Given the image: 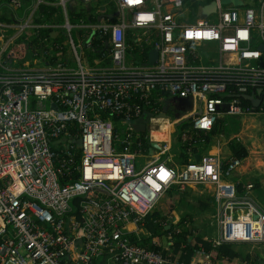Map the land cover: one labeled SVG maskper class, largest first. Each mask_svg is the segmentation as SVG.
I'll list each match as a JSON object with an SVG mask.
<instances>
[{"label":"built area","instance_id":"built-area-1","mask_svg":"<svg viewBox=\"0 0 264 264\" xmlns=\"http://www.w3.org/2000/svg\"><path fill=\"white\" fill-rule=\"evenodd\" d=\"M200 1L110 0L108 11L74 19L68 13L75 12L74 0H32L24 18L0 22V264H93L98 257L111 264H220L198 250L203 262L173 261L129 238L128 224L135 231L167 190L191 185L210 186L213 245L264 247V206L250 197L253 184L238 190L229 181L241 158L211 154L180 168L157 157L136 164L149 145L128 122L155 114L154 99L188 98L191 108L182 118L200 132L222 115L264 118V0H256V9L212 0L214 9L205 13L211 2L199 7ZM7 2L21 7V0ZM39 6L58 8V21L53 13L42 20ZM188 7L193 21L186 20ZM41 28L56 31L57 44L40 36ZM15 41L26 56L6 60L2 53ZM209 42L225 57L199 64L196 50ZM34 43L43 44L41 52ZM110 116L125 128L114 132ZM261 160L264 175V143Z\"/></svg>","mask_w":264,"mask_h":264},{"label":"crops","instance_id":"crops-1","mask_svg":"<svg viewBox=\"0 0 264 264\" xmlns=\"http://www.w3.org/2000/svg\"><path fill=\"white\" fill-rule=\"evenodd\" d=\"M212 0H201L198 2V6L200 7L201 5H204L206 3H210ZM3 2V1H1ZM0 2V3H1ZM241 5H238L237 7H243L247 6V4L252 3L256 9L258 7V4L256 3V0H241ZM246 2V4H244ZM110 3V0L108 1ZM106 5H103L102 9L108 11V7H105ZM232 6V5H230ZM195 8V11H198V8ZM204 8V7H203ZM202 8V9H203ZM252 8V7H251ZM207 12V11H206ZM187 14L188 19L194 20V16L192 14H195V12L192 10V12L188 13L187 8L186 11L184 12ZM210 14V13H209ZM182 17V16H181ZM183 18V17H182ZM184 19V18H183ZM48 36L51 35V32L47 31ZM209 43H214V42H209ZM207 43L201 44L198 49L196 50V56L197 58H200L199 64L203 65H213L215 64L216 60L218 59H223L225 57V54H219L216 48V43L214 46V55H211L210 50L213 49V46H208L206 45ZM179 102L178 99L174 98H168L164 99L163 101L158 102L157 100L154 99V104L153 106L157 109L155 114H150L148 117L147 122L144 123V130L143 131H137L138 133H141L146 136V142L149 145V147H146L144 149L142 156L138 157L141 158L140 164L136 163L138 166H140L143 163L150 162L154 160L156 157L158 158L159 161L165 162L167 165L175 167V168H180L182 165L179 163L177 157H178V147H174L171 144V139L170 135L173 134V140L175 136V125L181 122V119L183 120L182 116L187 114L191 108V102H190V107L188 109V106L185 102H182L179 104V106H182L183 112L176 117L169 118L167 116V111L169 110L171 112V109L174 105L178 106ZM176 107V106H175ZM148 113V112H147ZM252 114L246 115L242 114V116H250ZM157 119V120H155ZM162 119V120H161ZM155 120V121H154ZM164 121V122H163ZM160 124V125H159ZM163 124H168L167 127L169 128V131L165 130V135L166 138H161V137H153L151 132L155 131H160V127ZM124 125H121L119 127V130H122ZM244 130H248L250 127H252V124H244L243 125ZM231 128V127H230ZM158 129V130H157ZM220 131L218 134H215L211 136L208 146L204 149H202V145H196L195 150L196 154H193L191 150L187 149L186 150V161H191L195 159V161L199 160L201 157L206 156V155H211V154H217L220 157H228L231 156V153L229 152L228 148V143L232 140L230 139H235L234 143H238L241 145L246 153L245 156L241 158V164L240 166L231 174L229 177V181L234 182L237 184L239 187H241L243 184L247 182H251L253 184L252 189L250 190V197L253 199L255 203H257L260 206H264V175L262 172V160H261V153H262V147L264 143V136H263V141L261 143H255L254 140L249 141V145H246L245 141L242 140V138L235 134H232L228 139H226V153L221 155V150L219 146V140L216 138L215 142L214 137L219 135ZM264 134V133H263ZM249 138V135L246 136ZM157 140V141H156ZM233 143V142H232ZM151 144L154 145L151 146ZM170 149H172V152L167 153ZM148 154L149 158L145 159L146 155ZM136 159V162L138 160ZM167 192L170 195V197H167ZM166 193L162 195V197L157 201V203L161 199H165L167 197L168 201L170 202L171 205V210L169 211V223H172L173 225L176 224H191V220L194 216L198 221L201 219L200 215L204 214L206 207L208 206H213V214L212 216L214 217L215 215V202L213 200L212 194H211V189L210 186L206 185H191L186 187L184 190H177L176 188L172 187L169 190H167ZM178 194V196H177ZM172 197V198H171ZM177 197V198H176ZM263 198L262 202L258 201V198ZM166 199V200H167ZM184 199V200H183ZM191 201H197V202H191ZM156 203V204H157ZM160 206H162V210L167 209V205L165 203H159ZM193 210H196L194 213ZM199 210V212L197 211ZM161 212V211H159ZM128 228L131 229V233H134L135 236H141L144 234V232L140 229L137 228L135 231L134 230V225L128 224ZM217 230V228H216ZM193 232L201 237L196 230L194 229ZM202 239H205L201 237ZM214 238H211L209 240H213ZM170 242H166L165 246H167ZM237 243H244V242H237ZM163 248V247H162ZM255 251H243V250H237L233 248L237 253L238 256L234 257L231 259L232 261H251L253 258L257 259V261H263L264 262V247L261 245H256ZM164 249V248H163ZM165 250H168L165 249ZM103 260L106 262V264H111L109 263L105 258Z\"/></svg>","mask_w":264,"mask_h":264},{"label":"trees","instance_id":"trees-1","mask_svg":"<svg viewBox=\"0 0 264 264\" xmlns=\"http://www.w3.org/2000/svg\"><path fill=\"white\" fill-rule=\"evenodd\" d=\"M5 1V0H0ZM83 11L80 13L76 12H69V15L73 16L72 18H78L83 17L87 13ZM40 13H43L44 21L46 22L48 20V16L50 13L54 12L55 10L48 6H39ZM86 13V14H85ZM85 14V15H84ZM58 19V17H57ZM88 19V18H86ZM8 20V19H5ZM90 20V19H88ZM94 20V18H93ZM47 31H50L48 29H38L40 36H46ZM57 38L54 39V43L57 44ZM127 40L130 43V40L127 38ZM40 49H43V44L40 43ZM146 50L147 47H144ZM135 49H133V53H135ZM26 50L24 49L22 42L15 41L14 45L10 46L8 49L4 52V58L8 60V58H14V59H22L26 56ZM18 65L21 64V62H17ZM243 101V100H242ZM112 120L115 121V124H113V131L119 130V127L121 124H116L118 121V118L114 116H110ZM183 122V121H182ZM181 123V122H180ZM176 124L175 125V136H174V147H178V161L183 165L195 161V159L191 161H186V150L189 149L193 154H196L195 146L196 145H202V149L206 148L208 146L209 140L211 136L218 134L220 131L219 121L217 120L213 125L210 131L208 132H200L197 130H193L191 128V124H187L186 122L182 124ZM68 127V126H67ZM66 127V128H67ZM68 130L73 133L75 128L74 124L68 127ZM140 134L141 140L144 142L145 139H143V134ZM74 138V136H73ZM233 141H230L228 143L229 152L231 153V156H235L238 158H242L245 156V149L239 145L238 143H232ZM60 155L63 153L58 148L56 150ZM77 153H74L75 157V163L77 162ZM74 178V176H72ZM239 186L237 185V189L239 190ZM167 192V191H166ZM167 197L170 195L167 192ZM167 197L164 199V203L167 205V209L163 212H158L156 210H151L148 214H146L142 220L141 224H138L137 227L140 228L144 234L141 236H135L134 233L129 234V238L131 241L142 245L146 248L153 249L155 251L162 250L164 254L168 253L169 258L173 261H185L188 262L190 260L194 262H203L204 258L203 256L196 253V251H202L209 253V259L212 262L215 263H229L231 262V259L238 256V253L233 249L234 244L230 242H222L218 245H213L212 240L209 239H202L201 237L197 236L193 231L191 230H181V231H170L172 225L169 224V226L166 228L165 226L169 223V220H166V217L168 216L169 211L171 210L170 202L168 201ZM167 199V200H166ZM165 216V218H164ZM165 221V223H163ZM171 233V240L170 243L167 246H163L160 244L159 237L165 236L167 233ZM164 249H163V248ZM168 250H165L167 249ZM201 249V250H200ZM253 262L257 263V259L253 258ZM94 264V262H93Z\"/></svg>","mask_w":264,"mask_h":264},{"label":"rangeland","instance_id":"rangeland-1","mask_svg":"<svg viewBox=\"0 0 264 264\" xmlns=\"http://www.w3.org/2000/svg\"><path fill=\"white\" fill-rule=\"evenodd\" d=\"M109 0H95L93 2H90L89 4H81L79 1L74 0V3L72 5L73 10L76 13H80L82 12L84 9V12H88L90 10H94L96 8H102L103 5H106L105 7L109 6L110 3H108ZM244 4H246V2H244ZM247 6L255 8V6L252 3H248ZM32 7V0H21V7L14 10L13 6L7 2V0L3 1L0 3V22H8L7 24H12V22L15 21L16 17L19 18H24V16L26 15V13L28 11H30V9ZM53 8L55 11L52 12L54 14V16L52 17V19L55 21H58L59 19V13H58V8L55 7H51ZM188 9L190 10V12H192V7H188ZM36 10H39V7L36 8ZM51 13V14H52ZM85 13V14H86ZM84 14V15H85ZM58 17V19H57ZM8 19V20H5ZM15 23V22H14ZM133 32L141 38V40L144 38V36L141 35V31L140 30H133ZM12 34V30H8L3 34V42H5V35L6 36H11ZM55 34L56 31L52 30L51 31V39L53 41V39L55 38ZM146 37L150 38V36L148 34L145 35ZM28 39H31L28 36ZM75 40L74 36H73V41ZM75 42V41H74ZM206 45L208 46H213L210 50L211 55H214V43H207ZM33 46L35 47L36 51L41 52L40 49V45L34 43ZM133 48H136V45H132ZM77 51H79L78 48H76ZM1 53V52H0ZM135 55L133 52H131L130 54L128 53V51L126 52V59L128 57H130L131 55ZM2 55L4 56V52L2 53ZM67 57H70V54H66ZM127 64V62H126ZM40 66V64H38ZM19 65H12L10 64V68H17ZM176 106V107H175ZM183 112V108L182 106H178L174 105L171 109V112L168 110L167 111V116L171 119L173 117H176L177 115L181 114ZM183 121V122H182ZM180 124L186 122L188 124V120H182ZM219 121V126H220V134L214 137V141L217 138L219 140V146H220V150H221V155L225 154L227 149H226V139H228L232 134L234 135L237 134L239 135L243 141H245L246 145H249V141L254 140L255 143H261L263 141V136H264V118L262 114H252L250 116H242V115H222L220 117ZM244 124H252V127H250L248 130H244L243 129V125ZM168 124H163L160 127V131H153L151 132L153 137H161V138H166L165 135V130L169 131L170 127H167ZM231 127V128H230ZM122 128H125V126H123ZM249 135V138H247L246 136ZM170 139H171V144L173 145L174 140H173V134L170 135ZM233 142H235V139H230ZM172 152V149H170L167 153ZM145 153V152H143ZM146 157L145 159H148L149 156L146 153L145 154ZM141 158H138L137 162L138 164H140ZM166 193V192H165ZM178 196V194H177ZM172 198V197H171ZM177 198V197H176ZM184 200V199H183ZM263 198H258L259 202H262ZM164 203V198L161 199L154 207L153 210L156 211H161L163 212V208L162 206H160L159 203ZM192 203L194 201H191ZM197 202V201H195ZM194 202V203H195ZM199 212V210H197ZM213 206H208L205 209L204 214L200 215V220L198 221L194 216L192 220H191V224H176V225H172V223H168L165 227L167 228L170 225H172L171 230L170 231H181V230H191L193 231L194 229L196 230V232L203 238L205 239H211V238H215L217 236V230H216V223L214 220V217L212 216L213 214ZM193 212L195 213L196 210H193ZM165 218V216H164ZM169 214L166 217V220H169ZM163 223H165V221H163ZM160 240V244H162L163 246H165L167 241L169 242L171 240V233H167L165 236H160L159 237ZM234 244V248L237 250H245V251H255V247L256 245L259 244H249V243H233ZM94 264H106V262L103 260V257H98L96 258V260L94 261Z\"/></svg>","mask_w":264,"mask_h":264},{"label":"water","instance_id":"water-1","mask_svg":"<svg viewBox=\"0 0 264 264\" xmlns=\"http://www.w3.org/2000/svg\"><path fill=\"white\" fill-rule=\"evenodd\" d=\"M219 2L222 5H232V6H238L241 5V0H219ZM215 3L211 2L208 6L204 7V9L202 10V13H205L206 11H212L214 9ZM113 14H111L112 16ZM260 49H262V47H259ZM155 50L154 49H150L148 51V63H152L153 59L155 58ZM262 65H264V63H262ZM258 91V90H257ZM256 91V92H257ZM242 98L247 99L251 102V104L253 106H257L259 103L258 99H253L250 95L247 94H242L241 95ZM179 104L182 102H185L188 106V109L190 107V100L187 99H178ZM52 106V105H51ZM54 107V106H52ZM223 108H226V104L223 105ZM150 116L149 113H142L136 120H134L133 122L129 121L128 123H130L131 127L135 130V131H143L144 130V123L147 122L148 117ZM187 117L183 118V120H185ZM182 121V119H181ZM151 146L154 147L153 144H151ZM264 263V262H263Z\"/></svg>","mask_w":264,"mask_h":264},{"label":"bare ground","instance_id":"bare-ground-1","mask_svg":"<svg viewBox=\"0 0 264 264\" xmlns=\"http://www.w3.org/2000/svg\"><path fill=\"white\" fill-rule=\"evenodd\" d=\"M155 120H157V119H155ZM155 120H154V121H155ZM161 120H162V119H161ZM163 122H164V121H163ZM159 125H160V124H159ZM157 130H158V129H157ZM156 141H157V140H156Z\"/></svg>","mask_w":264,"mask_h":264}]
</instances>
